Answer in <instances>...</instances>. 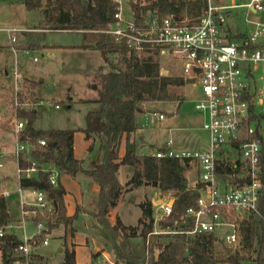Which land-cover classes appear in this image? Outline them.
Listing matches in <instances>:
<instances>
[{
  "label": "built area",
  "instance_id": "1",
  "mask_svg": "<svg viewBox=\"0 0 264 264\" xmlns=\"http://www.w3.org/2000/svg\"><path fill=\"white\" fill-rule=\"evenodd\" d=\"M113 1L112 19L104 31L124 41L136 54L155 51L160 73L163 70L165 75L181 78L183 85L197 86L198 97L193 107L200 113L201 128L207 135L204 149L177 152L170 148L168 138L151 151L157 157L174 156L184 167L192 165L194 176L186 181V187L196 190L197 196L194 205L187 206L171 224L163 227L159 222L170 214L173 196L152 200V227L141 237L143 254L150 252L156 258L161 246L154 239L160 234H184V239L188 240L200 233H212L216 239L215 232L221 227L226 228L221 238L222 249L238 250L242 246L241 223L249 215L258 214V194L264 185L258 164L264 140V0H204V7L196 14L145 11L139 16L128 0V17L123 14L122 0ZM237 8L241 9L243 25L238 28L233 22L228 26V19L234 20L237 15ZM0 30L13 49H20L16 42L23 28L0 27ZM22 50L27 51V48L22 47ZM11 74L13 142L10 155L17 180L42 172L48 184L55 187L61 170L51 160L32 155L45 141L38 137L33 142L22 132L24 120L15 111L28 102L18 98L20 73L11 69ZM46 103L53 107L58 105L51 100ZM157 117L162 119L164 114L157 112ZM2 162L0 159V167ZM15 191L20 197L23 216H29L30 211L36 229L23 234L12 247L15 255L12 264H45L35 258L34 249L38 244H47L43 234L49 226V218L56 217V201L43 189H23L18 182ZM24 191L32 193L34 208H23V203H31L23 200ZM10 193L9 189L0 190L4 197ZM18 224L22 226V220ZM7 226H0V235L9 232L5 230ZM170 264L201 263L193 261L186 253Z\"/></svg>",
  "mask_w": 264,
  "mask_h": 264
},
{
  "label": "trees",
  "instance_id": "2",
  "mask_svg": "<svg viewBox=\"0 0 264 264\" xmlns=\"http://www.w3.org/2000/svg\"><path fill=\"white\" fill-rule=\"evenodd\" d=\"M21 3L27 10L40 9L44 27L80 31L83 45L95 46L106 65L105 70H102V65L98 66L93 75L97 82L96 95L90 99H81L100 104V108L86 111L84 126L35 128L33 123L36 113L32 104L18 107L15 114L23 118L22 132L30 140L35 142L39 137L45 141L44 146L32 151L33 156L51 160L63 172H82L95 180L98 188L94 196V208L88 212L111 238L115 259L133 264H170L188 253L193 261L201 264H242L243 256L237 251L215 248L216 239L212 233H200L188 240L184 239V234H161L159 236H166V240L158 242L161 248L155 259L150 252L145 255L135 252L131 238L135 234L143 237L152 227L151 199L143 196L138 200L140 213L135 224H125L117 215L109 219L108 209L123 192L138 184L136 175L144 182L156 186L161 194L169 193L173 196L171 212L165 220L159 222L161 227L171 224L173 218L187 206L194 205L197 196L196 190L186 187L182 172L184 165L176 157H157L152 153L137 155L132 135L135 129L134 114L142 108L143 103L175 100L178 109L181 99L170 91V86H182L183 81L159 72L155 51L136 54L124 41L116 40L104 31L112 19L115 7L113 0H21ZM204 5V0H131L130 3L137 16L145 11L191 15L198 13ZM24 45L23 42L16 47L22 48ZM21 93L18 92V98L22 99ZM75 130L82 131L85 138L92 134H99L103 138L101 158L91 168H84L82 160L73 154L72 137ZM120 145L122 152L119 154ZM258 164L259 173L264 176V140L261 142ZM121 165L137 170L123 183L118 178ZM17 182L23 189H43L48 197L56 201L57 212L53 225L63 224L66 227L75 217V211L72 214L66 213L63 200L65 189L60 182L55 187L51 186L42 172L37 176L19 177ZM257 208V215H249L241 223V245L247 248L254 245L252 264H264V185L258 194ZM9 219L5 198L0 195V226L6 225ZM18 241L19 238L13 232L0 235V264H12L15 259L12 247ZM35 258L48 264L45 255L36 254ZM60 264H76L72 248L64 247Z\"/></svg>",
  "mask_w": 264,
  "mask_h": 264
},
{
  "label": "rangeland",
  "instance_id": "3",
  "mask_svg": "<svg viewBox=\"0 0 264 264\" xmlns=\"http://www.w3.org/2000/svg\"><path fill=\"white\" fill-rule=\"evenodd\" d=\"M213 1L222 2V0ZM127 2L128 0H122V11L126 17L130 16V8ZM39 10L40 9H32L31 11H27L23 7L21 0H0V26L2 28L16 27L20 25L21 20L25 21L29 17H32V14L35 13L37 19H32L31 21L27 22L29 29L23 31L25 33L23 38H26L29 43L35 42V38H45L46 36H48V40L61 43L74 42L76 38H79L80 35L74 30L51 29L44 27V21ZM240 10V8L236 9L237 15L234 17V20H232V22H234L238 28L243 25L241 21L242 17L240 16ZM229 21L231 22L230 19ZM20 37L21 35L18 34V38ZM0 43H3V45H7L8 43L4 32L2 31H0ZM95 55L96 53L87 56L84 53L82 60L84 66H82L77 64L74 59L67 58L66 56H68V53L65 56L53 51L51 54L47 53L46 55L41 56L39 51H12L8 48V46L0 45V85H4L7 89L6 94L1 93L0 100L6 104H9V111L3 113V117L0 118V130L3 131L2 133L5 134V136H10V144H8L10 145L9 149L11 148V142H13L10 123V116L13 112V108L10 103L9 93L11 91V86L13 85L11 69L14 67V59L18 63L17 64L15 62L17 64V68H19V66L23 67V69L28 67L30 69L29 71L38 73L40 77L43 76L42 81L43 83H46V85L44 84L46 87H43L40 94L42 97L41 100H43V102H36V104H34V100L32 99L29 90L26 89V86L32 85L33 81H28L27 79L22 78L20 82L21 89L19 91L22 92V99H19L22 101H27L28 104H32V106L34 105L36 112L38 113L35 126L37 128H64L75 127L78 125L84 126L86 111L88 109L99 108L100 104L98 102L81 101L80 99L75 98L79 95H90L92 89L88 87H90L92 82L97 84L96 78H91L92 74L87 72L89 71V67H87V65L91 66L90 68H92V65H95ZM33 56H35V59H37L36 61L32 59ZM65 58H67L65 61H68V63L64 61L65 66L62 64L63 69L60 71V64ZM50 59L53 61V64L51 65L49 64ZM103 67L106 69L105 64H103ZM83 68L84 70H82ZM85 69L86 72H84ZM87 82L88 87L86 84ZM170 91L177 98L181 99L178 109H176L177 102L175 100L147 102L141 105L142 108L139 111L142 113L137 114L135 121L137 127L140 128V133L143 134L144 137L142 140H139L136 146V151L142 153L150 152L154 148H157L165 143L168 138L171 140L170 148L177 152L190 151L199 148L204 149L207 147V135L206 132L201 128V115L193 107V103L198 97L197 86H192L189 83H186L182 86L171 85ZM50 96L56 99V103L58 104L57 107H53L46 103V100L54 101L50 98H44ZM70 96L75 99L70 100ZM38 100L39 99H37V101ZM24 106H27V104ZM157 112H162L164 114V118H158ZM83 136L84 133L81 131L76 130L73 132L72 140L74 152L78 155H82L84 152H86V141L84 140L85 137L83 138ZM137 141L138 140H136V142ZM102 146L103 138L98 134L95 136L92 148L88 152V158H84V165L90 166L93 161H98L100 159L102 155ZM13 163V160L9 158L4 160L3 165L0 167L1 187H6L11 190V193L4 197L8 214L10 216V219L7 223L8 226L5 228V230L9 232L13 231L16 236L20 238L23 236V234H29L35 231L36 226L33 222V216L30 211L28 213L29 216H23L22 214L20 197L15 191L17 177L16 173L14 172ZM134 170L137 172L136 169L130 168V172L126 171L125 169V176H131ZM122 174H124V172L119 171L118 176L120 179L123 177ZM184 175L188 180L192 179L194 176L192 165H188V167L184 168ZM61 177L68 189L73 193L78 194V190H82V199L84 202L83 205L86 208V211H77L71 223L75 229L74 240L79 244L76 251V263L112 264L109 262V259L114 260V258L103 260L98 249L102 248L104 252L111 255V251L114 249V244L102 225H100L88 212V209L92 207V203L88 202L91 198L90 184L93 178L90 175L83 174L81 172L77 173L75 177H70L69 175L65 174H61ZM135 180H137L136 182H138V184H136L133 189L125 192L116 206V210L119 214H121L122 220L129 224L136 223V219L139 214L137 201L143 196H147L152 199H154L156 196V189L153 185L144 182L142 179H139L137 175ZM164 194L170 195L169 193ZM22 195L24 201H28V203L31 202L29 204L23 203V208H34L35 205L32 204V193L30 191H24L22 192ZM77 205L79 206V203H77ZM49 219V226L45 230V234H43V236L47 237V244H38L35 248L38 252L54 255L57 253L56 246L58 244L59 237L62 238V242H65V246L70 248L69 243H67L69 241L68 234L70 226L66 225L63 231L60 230L62 224L53 225L55 219L53 217ZM109 219L112 220L111 213ZM21 220L23 225H16L17 223L21 222ZM58 226L59 237L55 235L58 232V229H54ZM225 230V227H221L215 232L217 237L216 241L214 242L216 249H222L221 238L223 237ZM131 240L135 245V252H137V254L144 255L142 252L141 237L138 234H135ZM164 240H166V236H158L154 239L156 243ZM253 247L254 245L249 248L241 246L238 250H235L238 252V254H242V264L253 263ZM61 258L62 255H58L52 259L48 258V264H58V261L61 260ZM216 264L230 263L219 262Z\"/></svg>",
  "mask_w": 264,
  "mask_h": 264
},
{
  "label": "crops",
  "instance_id": "4",
  "mask_svg": "<svg viewBox=\"0 0 264 264\" xmlns=\"http://www.w3.org/2000/svg\"><path fill=\"white\" fill-rule=\"evenodd\" d=\"M226 0H222V2H225ZM24 7V6H23ZM27 10V9H26ZM27 11H31V9L30 10H27ZM32 19H37V16H35V13L34 14H32V17H29L27 20H21L20 21V25H18V26H16V27H19V28H23L24 30H22V32L20 33V35H21V37L20 38H18V35H17V38H18V40H17V42H16V45H18V44H21V43H25V45H24V47L23 48H27V51H39V54L41 55V56H44V55H46L47 53L49 54H51V53H53V51H56V52H58V53H60L61 55H65L66 56V54L68 53V56H66L67 58H70V59H74V61L77 63V64H80V65H82V66H84L83 65V62H82V60H83V56H84V53L88 56V55H90V54H94V53H96V59H95V65H92V68H90L91 66H89V65H87V67H89L88 69H89V71H87V72H90L89 74H92V76H91V78H93V75L97 72V69H98V66H100V65H102L103 66V61H102V58H101V54H100V52H99V50L95 47V46H84L83 45V38H82V34H81V32L80 31H75V32H77L80 36H79V38H76V40L74 41V42H54V41H51V40H48L47 38H48V36H46L45 38L44 37H41V38H35V42H32V43H29V41H27V39L26 38H23V35L25 34L23 31H26V30H28L29 28H28V24H27V22H29V21H31ZM229 19L231 20V22L229 21ZM228 19V26H232L233 25V22H232V19L231 18H229ZM1 27V26H0ZM2 28V27H1ZM1 31V30H0ZM7 45L6 44H4L3 45V43H0V45L1 46H8V48L9 49H11L12 51H23L24 52V50H22V48H20V49H13V46H11V43L7 40ZM67 58H65L62 62H61V64H60V67H59V70L61 71L63 68H62V64L65 66V64H64V61L67 59ZM80 58V59H79ZM32 59L34 60V61H36L37 59H35V56H33L32 57ZM79 59V60H78ZM16 62V60L14 59V67L12 68V69H15L18 73H20V75H21V78H20V80H22V78H24V79H28L29 81H33V84L32 85H27L26 86V89L27 90H29V93H30V95H31V97H32V99L34 100V104H36V102H37V99H41L42 97L40 96V94H41V91H42V89H43V87H46L45 85H46V83L44 82L43 83V81H42V77L43 76H39V74L38 73H33V71H29L30 69L27 67V68H24L23 69V67H20L19 66V68H17L16 67V65L18 64L17 62V64L15 63ZM66 63H68V61H65ZM49 64L51 65V64H53V61L50 59V61H49ZM48 70V69H47ZM82 70H84V68L82 69ZM102 70H105V67H103L102 68ZM46 71V70H45ZM84 72H86V69H85V71ZM20 80H18L19 81V83L21 82ZM34 81L35 82H37V83H34ZM45 84V85H44ZM87 84V87H88V82L86 83ZM96 83L95 82H92V84L90 85V87H88V88H91L92 89V91H91V94L90 95H87V96H82V95H79V96H77V97H75V98H78V99H80L81 100V98H87V99H90V98H93L95 95H96V90H95V87H96ZM20 89H21V86H20ZM25 89V88H24ZM1 93H7V89H6V87L3 85H0V95H1ZM44 98H50V99H52V100H54L55 102H56V99L54 98V97H52V96H50V97H44ZM75 98H72L71 96L69 97V99L70 100H72V99H75ZM82 101V100H81ZM93 102V101H92ZM8 105L9 104H6L5 102H2V100H0V118L1 117H3V113H6V112H8L9 110V107H8ZM34 106V105H33ZM99 108H100V105H99ZM34 109H35V106H34ZM98 109V108H97ZM35 113H36V116H35V120H34V123H33V126L35 127V128H37L36 126H35V122H36V120H37V117H38V113L36 112V109H35ZM140 113H142V112H140L139 110H136V112H135V114H134V121L136 120V116H137V114H140ZM9 117V116H8ZM7 117V118H8ZM163 119V118H162ZM76 127H82V126H75V127H64V128H76ZM76 131V130H75ZM79 131V130H78ZM3 131L2 130H0V133H2ZM82 132V131H81ZM96 135H98V134H92V135H90V136H88L87 138H84V136H83V138H84V140L86 141V143H85V149H86V152H84L82 155H78V154H76L75 152H74V146H73V140H72V149H73V154H74V156L75 157H77V158H79V159H81L82 160V166L84 167V168H91V167H93L94 166V164L96 163V162H98L97 160L96 161H93L92 162V164L90 165V166H88V165H84V158H88V152L90 151V149L92 148V144H93V141H94V138H95V136ZM133 139H134V144H135V146H134V151H135V153L137 154V155H140V154H146V153H151V151L150 152H144V153H142V152H138V151H136V146H137V144H138V142H139V140H142L143 139V137H144V135L143 134H141L140 133V128H138L137 127V124H136V121H135V129H134V131H133ZM0 140H2V141H0V151H1V153H0V159L4 162V160H6V159H11L12 160V157H11V155H10V149H9V147H10V145H8V144H10V136H5V134H0ZM136 140H138L137 142H136ZM2 143V144H1ZM5 143H7V144H5ZM12 143V142H11ZM88 145H90V147H88ZM122 152V147H121V145L119 146V154ZM101 158V157H100ZM3 162H2V165H3ZM185 168V167H184ZM184 168H183V175H184ZM125 169H126V171H129L130 172V167L128 166V165H121L120 167H119V170H118V174H119V171H123L124 172V174H122V178L120 179L119 178V176H118V178H119V181L121 182V183H123L124 181H125V179L127 178L126 176H125ZM77 173H79V172H76L75 174H69V173H66V172H63V171H61V173H60V176H59V182L62 184V186L64 187V189H65V192H64V194H63V200H64V204H65V209H66V213L67 214H72L74 211L75 212H79V211H86V208H85V206L83 205V199H82V197H83V193H82V190L81 189H79L78 190V194H75V193H73L71 190H69L68 189V187L66 186V184H65V182H64V180L62 179V177H61V174H65V175H69L70 177H75L76 176V174ZM82 173V172H81ZM84 174V173H83ZM128 175H129V173H128ZM184 177H185V179H186V181L187 182H189L190 180H188L187 178H186V176L184 175ZM137 187V186H136ZM155 187V189H156V196L154 197V199H156V198H158V197H161V196H164L165 194H161L160 192H159V189L156 187V186H154ZM97 188H98V186H97V183L95 182V180L94 179H92V182H91V184H90V192H91V198L89 199L90 201L88 202V203H92V207L90 208V209H93L94 208V196H95V194H96V191H97ZM134 188V187H133ZM132 188V189H133ZM1 189H8V188H6V187H1V175H0V190ZM10 190V189H9ZM131 190V189H130ZM27 192V191H26ZM125 192H127V191H125ZM125 192H123L120 196H119V198L116 200V202H115V204L113 205V206H111V207H109V209H108V217H110V213L112 214V218L115 216V215H117L119 218H120V220L123 222V223H125L123 220H122V217H121V214H119L118 212H117V210H116V206H117V204H118V202H119V200L121 199V197L123 196V194L125 193ZM28 197V196H27ZM141 199V198H140ZM139 199V200H140ZM151 199V201L153 200L152 198H150ZM138 202V201H137ZM77 203H79V206L77 205ZM78 206V207H77ZM90 209H88V210H90ZM7 211H8V209H7ZM139 213H140V211H139ZM76 215V214H75ZM139 215V214H138ZM10 217V216H9ZM73 220V219H72ZM72 220H71V222L68 224V226H70L69 227V234H68V238H69V241L67 242V243H69V247L70 248H72L73 250H74V258H75V263H76V251H77V247H78V242L77 241H75L74 240V236H75V229H74V227L71 225V223H72ZM125 224H127V223H125ZM70 228H72V231H70ZM54 229H58V232L55 234L56 236H58V234H59V226L58 227H55ZM53 229V230H54ZM64 226H63V224L61 225V228H60V230H63L64 231ZM10 232H13V231H10ZM14 233V232H13ZM59 237V236H58ZM64 247H67V246H65V242H62V238L61 237H59V239H58V244H57V246H56V251H57V253H55L54 255H51V254H48V253H41V252H38V251H36V248L34 249V252L36 253V254H41V255H45V256H47L48 258H55V257H57L58 255H63V249H64ZM134 249H135V246H134ZM99 250V253H100V255H102V258H103V260H105V259H109V258H114V260H110L109 259V262H113V261H117L116 259H115V254H114V250H112L111 252V255H109V254H107L106 252H104L103 250H102V248H99L98 249ZM61 261H62V258H61V260H59L58 261V264H60L61 263ZM117 263L118 264H120V263H126V262H124V261H122V260H118L117 261ZM77 264V263H76Z\"/></svg>",
  "mask_w": 264,
  "mask_h": 264
},
{
  "label": "water",
  "instance_id": "5",
  "mask_svg": "<svg viewBox=\"0 0 264 264\" xmlns=\"http://www.w3.org/2000/svg\"><path fill=\"white\" fill-rule=\"evenodd\" d=\"M161 73H162V74H165V72H164L163 70H161ZM137 110H139V109H137ZM226 251H230L229 248H227ZM126 263H128V264H133V262H126Z\"/></svg>",
  "mask_w": 264,
  "mask_h": 264
}]
</instances>
